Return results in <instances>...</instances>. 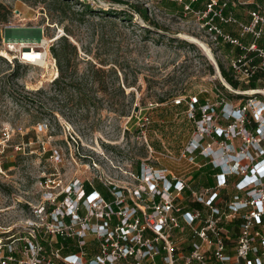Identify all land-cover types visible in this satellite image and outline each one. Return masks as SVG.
Wrapping results in <instances>:
<instances>
[{
  "label": "rangeland",
  "instance_id": "374dc122",
  "mask_svg": "<svg viewBox=\"0 0 264 264\" xmlns=\"http://www.w3.org/2000/svg\"><path fill=\"white\" fill-rule=\"evenodd\" d=\"M118 1L77 0L62 12L52 0H0V19L6 18L0 21V237L25 232L37 222L32 208L44 202L54 200L55 211L76 212L84 181L120 190L115 194L117 212H111L109 204L96 195L95 203H82L86 215L130 216L134 206L142 213L143 224L152 214L154 194L160 193L162 200H177L182 207L183 202L208 200L213 192L191 185L195 193L184 200L179 190L168 191L169 180L191 184L199 166L207 162L198 161L196 155L194 159L182 157L186 145L199 137L185 106L174 107L172 100L198 93L215 104L214 87L220 88L221 83L200 43L217 64L220 54L193 13L164 9L159 0ZM78 3L128 14L129 6L137 5L147 9L149 20L159 29L134 12L131 25L119 19L109 23L95 14L83 16ZM43 38L50 41L45 47V67L22 64L15 53L6 52L8 42L37 47ZM61 38L76 48V56L70 55L71 80L82 82L80 94L52 85L58 71L50 49L59 46ZM221 62L228 66L227 60ZM93 69L99 72L92 85L88 75ZM14 72L18 76L11 79ZM220 90L234 107L241 102L230 96L236 94ZM145 117L149 123L142 125ZM151 143L158 149L150 148ZM243 143L241 137L233 140L236 152ZM211 147L220 148L219 144ZM136 162H140L138 176ZM148 170L167 174L168 182L158 183L157 192L149 191L152 176ZM245 175L253 179L236 185L243 178L240 173L214 192L224 189L228 200L264 198V176ZM255 184V196L249 197L246 191ZM61 194L66 197L58 202ZM174 238L179 246L187 242L185 231ZM93 245L87 246L92 250Z\"/></svg>",
  "mask_w": 264,
  "mask_h": 264
},
{
  "label": "built area",
  "instance_id": "2783aa9c",
  "mask_svg": "<svg viewBox=\"0 0 264 264\" xmlns=\"http://www.w3.org/2000/svg\"><path fill=\"white\" fill-rule=\"evenodd\" d=\"M194 1L185 3L177 0L183 4L184 12L197 17L215 50L219 53L220 46L227 44L240 52L229 62L232 80L248 85L258 76L264 79V47L259 45L260 41H264V0H251L253 8L248 12L247 23L239 22L231 14L225 15L226 1L207 0L204 10L192 11L191 3ZM220 25L236 27L238 37L224 32ZM247 36L250 41L245 43ZM48 43L41 40L38 48L33 45L32 48L27 44L8 42L6 52L15 53V59L22 64H38L28 62L23 52L34 49L41 56L37 61L41 59L45 62ZM214 91L218 101L211 104L205 99L199 107L201 119L196 122L195 132L199 138H193L186 145L182 157L194 159L200 149L197 155L207 159L214 168H220L223 174L238 176L241 173L243 178L237 185H243V180L247 183L253 179H245L246 172L264 176V172L258 171L264 166V130L261 129L264 122V88L242 91L248 93L249 98L236 107L226 99L220 88L214 87ZM173 103L175 106L184 103L187 114L194 119L195 106L199 104L198 95L184 96L173 100ZM212 121L216 125L210 126ZM148 123L145 117L142 125ZM238 137L244 143L236 152L232 142ZM205 141L206 146L203 145ZM213 144H219L220 148L213 150ZM218 151L221 157H229L230 162L218 163ZM239 155L242 156L239 161L231 159ZM148 171L152 176L149 182L152 189L149 191L157 192V184L167 181V174L165 170ZM153 173H157V177ZM223 185L222 175L218 177L217 186ZM176 186L180 191L183 187L180 180ZM256 187L255 184L248 188L246 193L249 197L256 192ZM215 195L211 192L208 200H193L201 204L205 211H186L176 200H160L158 203L153 200L152 214L148 215L146 224L142 222L143 216L139 218L134 213L114 216L116 222L112 223L113 216L107 213L100 216H80L77 212L67 214L55 211V207L50 210L54 200L44 202L40 208L39 205L32 208V216L37 222L28 226L25 232L0 237V264H264V198L212 200ZM96 200L87 202L95 203ZM226 224H232V230L227 229ZM184 231L187 249L177 245L174 238V234L181 235ZM66 239L74 240L76 252L62 253L64 247L61 242ZM89 242L94 244L92 250L87 248Z\"/></svg>",
  "mask_w": 264,
  "mask_h": 264
},
{
  "label": "trees",
  "instance_id": "16d2710c",
  "mask_svg": "<svg viewBox=\"0 0 264 264\" xmlns=\"http://www.w3.org/2000/svg\"><path fill=\"white\" fill-rule=\"evenodd\" d=\"M44 1V0H42ZM114 2L119 3L118 0H113ZM53 4L57 5L59 7V9L64 12L65 10H70V7L72 5H74L75 3H77V0H52ZM78 5L82 6L83 9L81 10L80 14L85 16L87 14H95L97 16L100 17H104L105 21L109 22V23H113L112 21H115L114 19H119L121 21H127L128 25H131L133 23L132 21V14L131 12H134L136 14H138L140 17H142V19L144 20V22H146L148 25H153L154 28L156 30H158V26L151 22L148 18V13H147V9L146 8H142L140 6L137 5H130L129 6V14L125 11H116L113 10L111 8H109L108 10H95V8H93L90 4H80L78 3ZM112 20H111V19ZM6 18L3 17L0 19V21H4ZM145 29V28H144ZM146 33H149L150 30L149 29H145L144 30ZM51 51V55L53 56L55 62H56V67H57V71H58V77L52 82V85L54 87H56L57 89L63 91L64 89L67 88H71L74 90V92L76 94H80L81 90H79V86L82 84V82H77L74 80H71L72 76V71L71 69H73L70 66V55L73 54V56H76V48L75 46H73L72 44L67 42L66 38H61L59 46L57 47H51L50 49ZM219 69H220V73L222 78L226 81V83L235 91H246V90H252V89H256L257 85H256V80L258 79H262L261 76H258L257 78H255L254 81L250 82L248 85H244L241 83H238L234 80H232L230 73L225 71L218 63ZM99 70H95L93 69L91 71V73L88 75L90 83L93 85L95 83V76L98 74ZM18 76V72H14L10 75L11 79H15ZM264 80V79H263ZM261 88H264L263 85L260 86ZM220 88L224 89L221 85ZM195 95H198V100H199V104L197 106H195V111H194V119L193 122L196 123L201 119V113H200V109L199 107L202 106L205 102V99L203 97V95H200L198 93H196ZM232 95V96H231ZM186 97H189V95H184ZM231 97H236V98H241V104H244V102L246 101L243 97L239 96V95H233L230 94ZM164 100H160V102H163ZM172 105L174 107H181V106H185V112L187 110V106L183 103L181 105H177L175 106L172 100ZM249 128V127H248ZM150 148L153 149H158V147H156L154 145V143H151V145L149 144ZM200 151V149L197 150V152L195 153V156L198 161L199 160H203V157L200 155H197V153ZM207 160V159H204ZM136 175L138 176L140 173V162H136V170H135ZM211 175H214L215 181H216V185H217V180L218 177H221L223 175L224 178V184L225 182L229 181L230 178H233V175H228V174H223L222 170L220 168H214L213 165L207 160V162H205V164L203 166H201L198 169V172L196 175L193 176V186L194 189L198 188V187H203L205 189H209L211 188L214 192V190H216V185H212L211 182ZM240 181V180H238ZM178 182V180H169V193L177 190V186L176 183ZM183 187L181 188V190L179 191L180 193H183L185 195V199L184 200H190L192 198V194L195 193V191L193 189H191L190 184H186L183 183L181 181ZM238 183V182H237ZM236 183V185H237ZM224 186V185H223ZM222 186V187H223ZM120 192V190L112 187V186H105L103 183L99 182V181H95L93 184L84 181L82 183V195L80 197V207L77 208V214L80 216H84L85 215V210H82V203L91 195L97 194L98 196L101 197L102 200H104L105 202H107L110 206L109 210L111 212H117L118 211V205L116 204V193ZM215 197L212 200H228V196H225L226 191L224 189L218 190V192H215ZM66 195L65 194H61L56 200L58 202H62L65 199ZM153 200L155 203H158L161 199V194H154L153 195ZM177 202V200H176ZM122 202H120L121 204ZM185 203L184 206H182L184 208V210L186 211H192V210H201L202 206L201 204L197 203V202H193V203ZM130 205L132 206V203L130 202ZM181 207V206H180ZM54 206L50 207V210L53 209ZM133 209V213L136 217L142 218V213L134 208V206H132ZM69 218L66 217L65 221L68 222ZM114 222H116V220L113 217ZM227 229L232 230V224H226L224 225ZM62 246L64 247L62 253L63 254H67V253H74L76 252V247H75V242L74 240H70V239H66L64 241L61 242ZM88 248V246H87Z\"/></svg>",
  "mask_w": 264,
  "mask_h": 264
},
{
  "label": "crops",
  "instance_id": "0c3cea01",
  "mask_svg": "<svg viewBox=\"0 0 264 264\" xmlns=\"http://www.w3.org/2000/svg\"><path fill=\"white\" fill-rule=\"evenodd\" d=\"M221 2L226 1L228 3V7L226 8L225 15L231 14L236 20H238L239 22L242 23H247L249 20L248 17V12L249 10H251L253 8L252 5V1L251 0H220ZM258 2L260 0H257ZM185 3H188L189 0H184ZM207 0H195L194 2L191 3V8L192 11H201L204 10L205 4H206ZM159 4L161 5L162 8L167 9L169 8L170 11L173 10H182L183 11V4L178 3L177 0H159ZM220 27L223 29L224 32H227L229 34H231L233 37H238V29L234 26H224V25H220ZM250 41V37L247 36L244 39L245 43H248ZM259 45L261 47H264V41H260ZM220 57H218V63L219 65L227 72H229V63L228 66L226 67L224 65V63H222V60H227L228 62H230L232 59H234L235 57H237L240 52L237 48L227 45V44H222L219 48V53ZM220 70V69H219ZM263 80V79H261ZM257 87L256 88H261L259 87V85H263L264 86V81L263 82H258L257 80L255 81ZM219 154V153H218ZM217 156H220V154ZM205 164V163H204ZM203 164V165H204ZM201 165V166H203ZM199 166V168L201 167ZM262 169V168H260ZM198 172V170L196 171V173ZM250 177H248L249 179ZM212 185H216V181L214 178V175H211L210 177ZM246 180H243V183H245ZM193 181H191V185H193ZM242 183V184H243ZM242 186V185H240ZM216 189L219 188V186H215ZM203 188V187H201ZM205 189V188H204ZM206 191L210 190L213 191L211 188L209 189H205ZM185 249H187L188 247L186 246V244L184 245Z\"/></svg>",
  "mask_w": 264,
  "mask_h": 264
},
{
  "label": "bare ground",
  "instance_id": "6f19581e",
  "mask_svg": "<svg viewBox=\"0 0 264 264\" xmlns=\"http://www.w3.org/2000/svg\"><path fill=\"white\" fill-rule=\"evenodd\" d=\"M184 38H186V39H188V40H191V41H193L192 39H194V38H191V37H187V36H183ZM195 40V39H194ZM42 42L43 43H48V41H47V39H45V38H43L42 39ZM195 44H197L196 42H199V41H193ZM200 43V42H199ZM201 44V46H202V49H203V51L205 52V54L208 56V58L209 59H212L213 57H212V54L210 53V51H209V49L207 48V46L205 45V44H203V43H200ZM28 45V44H27ZM32 48H33V46H32ZM24 58H26L27 59V61L28 62H32V63H38V64H41V65H44V67H45V65L47 66V64H46V62H43L41 59L39 60V61H37V59H39V58H41V56H40V53L38 54L37 53V51L36 50H34V49H31V50H29V49H27V50H25L24 52ZM53 75L54 76H56L57 75V73H56V70L55 69H53ZM262 93H264V91H262ZM249 94H251V93H249ZM261 129L262 130H264V122H263V125H262V127H261ZM220 154V156H217V154ZM217 154H216V161L218 162V163H224L225 162V160H228V159H230L229 157H227V158H224V157H221V153H220V151H218L217 152ZM218 154V155H219ZM241 156V155H240ZM240 156H234V158H231V159H234V160H236V161H239L240 159H241V157ZM262 169H260V170H258L259 171V173H263L264 172V166L263 167H261ZM226 171V170H225ZM248 176H250V174L248 175ZM250 185V184H249ZM249 185H247V186H249ZM252 195H254L255 196V192H252ZM258 195V194H257ZM253 196V197H254ZM259 196V195H258ZM256 198V197H255ZM87 203V202H86Z\"/></svg>",
  "mask_w": 264,
  "mask_h": 264
},
{
  "label": "water",
  "instance_id": "95a60500",
  "mask_svg": "<svg viewBox=\"0 0 264 264\" xmlns=\"http://www.w3.org/2000/svg\"><path fill=\"white\" fill-rule=\"evenodd\" d=\"M207 57H208V56H207ZM212 57H213V56H212ZM208 59H209V58H208ZM209 60L213 62V65H214L215 71H216V73H217V75H218V77H219L220 83H221V85H222L226 90H228L229 92L234 93V94H236V95H248V93L237 92V91L233 90V89H232V88L226 83V81L222 78L216 60H214V58L209 59Z\"/></svg>",
  "mask_w": 264,
  "mask_h": 264
}]
</instances>
